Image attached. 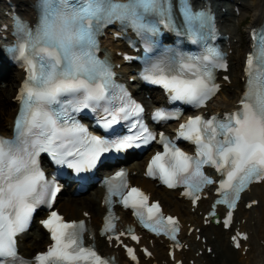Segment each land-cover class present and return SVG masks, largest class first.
Returning a JSON list of instances; mask_svg holds the SVG:
<instances>
[{
  "label": "snow or ice",
  "instance_id": "1",
  "mask_svg": "<svg viewBox=\"0 0 264 264\" xmlns=\"http://www.w3.org/2000/svg\"><path fill=\"white\" fill-rule=\"evenodd\" d=\"M38 8L34 28L22 22L17 25L18 44L13 51L26 67V79L18 92L21 108L14 138L0 136V264H114L94 245L85 246L89 229L84 220L67 222L55 210L42 221L52 241L46 251L25 260L18 255L16 238L29 228L40 206L53 208L61 191L59 184L45 175L42 153L54 164L82 173L95 169L106 154L125 153L157 140L143 120L145 109L116 83L111 63L99 58L97 36L116 20L149 34L159 33L161 27L177 30L171 0H129L128 4L115 0H39ZM180 11L182 29L201 51L168 50L156 60H146L142 78L162 87L171 101L199 109L219 91L215 71L226 68V64L220 50L210 43L211 14L206 10L194 12L188 0H180ZM252 37L258 43L254 44L255 54L246 60L248 81L239 109L222 118L196 115L179 126L177 138L194 144V155L161 133L159 143L164 151L157 152L147 167V175L168 188L183 187L182 195L193 204L206 186L216 183L203 170L213 167L224 177L219 181L217 203L227 205L230 211L222 221L212 213V222H222L225 228L231 226L232 210L237 208L241 194L253 182L264 181V31L259 35L254 31ZM86 109L99 111L95 122L102 135L93 134L77 118ZM152 119L160 122L178 116L157 109ZM129 120V134H116L113 126ZM127 176L126 170H120L105 181L108 215L101 234L109 242L115 239L123 245L125 233L116 231L111 211L116 203L113 197H118L120 204L134 210L145 229L177 241L178 219L165 217L158 202L149 205L148 195L130 187ZM131 239L139 242L140 238L132 235ZM239 246L236 240L235 247ZM124 247L136 261L135 250ZM144 251L151 256L147 249Z\"/></svg>",
  "mask_w": 264,
  "mask_h": 264
},
{
  "label": "bare ground",
  "instance_id": "2",
  "mask_svg": "<svg viewBox=\"0 0 264 264\" xmlns=\"http://www.w3.org/2000/svg\"><path fill=\"white\" fill-rule=\"evenodd\" d=\"M14 1L18 3L19 7L24 6L23 12L25 14L28 13V0ZM224 1L225 0L220 4L221 7L219 6V10L221 11L222 6H225L228 11L232 10L231 8L234 4H238L241 8L236 22L233 18L231 22L223 24L224 30L230 34V40H232V45L237 56L233 54L229 56L230 67L228 73L230 74V83L222 82V89L214 98V102L209 104L210 110L230 109L234 107L235 101L238 99L242 90L239 83V76L237 77L235 72L237 65L241 62V60H239V51H236V49L239 50L244 41L240 32H237V29L240 23L247 17L248 12L252 16L250 17L251 24L259 22L264 12V0H232L230 1V7L226 5L229 3H225ZM0 2H2V0H0ZM237 33L239 40L238 44L233 40ZM1 76L6 77L3 78L6 79V84L0 87V132L8 135L10 132V122L16 108V103L13 100L14 87L21 74L18 71H13L11 75L2 74ZM139 173V171L136 172L135 175L131 176V179L150 189L151 195L161 200L165 210L177 213L184 225L187 221L200 225V215L197 211L191 212L187 201L178 198L175 195V191L154 186L153 182L141 177ZM100 195V189H93L84 196H61L57 204L61 211L67 214L69 218H81L84 217V212H88V223L96 229L103 211V208L99 205ZM242 197L245 201L253 198L258 199L257 205L249 209L243 207L244 200H242L235 212V220H239L241 228L249 232V237L244 243L247 244L249 248L244 252V255L237 257L233 253L234 249L229 245L228 235H225L227 231L223 230L218 225L210 223L206 226L201 225L200 233L205 236L206 241L204 244H209L212 248V252L209 254L203 252L202 255L195 256V252L201 249L203 244L199 240L194 239V234L184 235L189 244V250H182L178 256H184L185 264H188L187 259L189 257L203 264H264V246L260 243L261 238L264 239V214L261 213V210L264 211V181L251 185L249 190L243 193ZM258 204L261 207H258ZM30 233V238L20 244V251L25 253V255H29L31 250L46 242L43 231L33 229ZM212 234H214L213 237ZM91 236L92 237L88 238L89 241L93 238L95 243L103 246L106 251L113 252L117 255L121 254L119 250L108 247L104 240L96 233H94V235L91 234ZM242 248L243 245L241 246V249ZM153 253V258H142L139 264H152L153 260L159 261L167 259L164 245L158 239H154ZM125 263L130 264L127 260H125ZM167 263L171 264L170 262Z\"/></svg>",
  "mask_w": 264,
  "mask_h": 264
},
{
  "label": "rangeland",
  "instance_id": "3",
  "mask_svg": "<svg viewBox=\"0 0 264 264\" xmlns=\"http://www.w3.org/2000/svg\"><path fill=\"white\" fill-rule=\"evenodd\" d=\"M249 13V12H248ZM247 13V17H246V20L244 21V24L242 25V26H238V29H237V32L239 31L240 32V34L241 35H243L244 36V34H245V29H246V27L249 25V22H250V20H251V18L250 17H252L251 16V14L249 13L248 14ZM250 15V16H249ZM238 32V33H239ZM238 44V43H237ZM242 52H243V48H242V46L239 48V57H241L242 56ZM233 55H236L235 54V50H234V52H233ZM237 56V55H236ZM236 56H235V59H236ZM9 73H10V71H9ZM0 86H2V83L0 82ZM10 95V94H9ZM237 254H239V252H237Z\"/></svg>",
  "mask_w": 264,
  "mask_h": 264
}]
</instances>
